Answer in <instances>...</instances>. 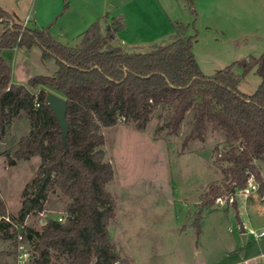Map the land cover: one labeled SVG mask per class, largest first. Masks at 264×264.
Listing matches in <instances>:
<instances>
[{"label":"trees","instance_id":"16d2710c","mask_svg":"<svg viewBox=\"0 0 264 264\" xmlns=\"http://www.w3.org/2000/svg\"><path fill=\"white\" fill-rule=\"evenodd\" d=\"M0 22L5 24L0 37V137L15 117L26 112L31 129L6 155L13 163L41 157L36 175L23 189L18 213L10 214L0 195V217L9 215L23 225L27 217L46 210L52 186L70 199L64 222L49 218L40 229L27 225L17 229L10 222L0 221L1 235L12 239L15 246L18 231L26 236L34 254L31 264H52L54 259L64 260L63 264L125 262L108 228L116 217V199L107 189L115 170L105 159L103 148V128L121 120L142 130L156 111L161 115L168 109L170 118L157 130L166 127L169 134L178 135L193 111L183 148L195 139L205 141L208 123L224 135L215 158L223 180L208 187L202 206H213L216 198L245 188L251 175L260 184L259 192L264 193L259 166L264 161V54L249 56L208 75L193 52V36L180 31L167 45L130 52L111 29L104 34L98 21L75 47L60 42L46 29L24 26L1 6ZM16 47L27 51L38 47L44 60L55 61L56 71L34 75L27 84L14 83L3 51ZM237 63L244 67L242 75L233 69ZM253 68L262 81L254 93L247 94L238 85ZM48 91L67 100V146L46 103ZM234 205L237 208V203ZM195 219L199 233L201 218Z\"/></svg>","mask_w":264,"mask_h":264},{"label":"rangeland","instance_id":"374dc122","mask_svg":"<svg viewBox=\"0 0 264 264\" xmlns=\"http://www.w3.org/2000/svg\"><path fill=\"white\" fill-rule=\"evenodd\" d=\"M203 1L161 0L160 6L156 4L153 8L144 4V10L138 12L136 9L127 20L133 26L126 30V38L144 39L146 42L139 43L136 52H146L156 44H169L178 34V28L183 35L193 36V52L207 74H214L249 56L264 54V16L259 9L253 6L248 10L250 6L242 5L239 27H234L229 6ZM24 2L0 0L10 7ZM13 18L18 21L15 15ZM169 24L179 27L169 30L172 27ZM4 30L5 24L0 22V37ZM67 43L75 47L78 40ZM4 57L11 63L17 79L48 75L55 66L53 59L45 61L42 58L38 47L26 53L22 49L9 50ZM233 69L239 75L244 73L241 64L237 63ZM255 70L253 68L242 77L238 85L242 92L252 94L259 87L262 77ZM159 112L154 113L151 122L142 130L123 120L103 128L105 159L115 170V177L107 183V189L116 199V217L108 228L116 251L125 259L124 263L116 264H237L243 258L264 252V237L256 240L249 235L246 242L242 237L243 223L256 229L264 227V193L259 189L249 196L236 191L234 202L226 196L224 204L216 198L213 206H202L208 187L223 180L221 168L215 161L216 147L224 144L223 132L214 130L208 123L205 141L195 139L183 148L182 142L191 129L189 120L193 111L188 113L178 135L169 134L166 127L157 130L171 114L168 109L161 115ZM29 129V116L22 112L0 137V195L13 215L21 207L23 189L36 175L41 157L13 163L6 152L16 149ZM259 166L264 177V161ZM69 201L52 186L45 214H32L26 225L40 229L49 218L61 215ZM198 217L201 218L199 233L194 225ZM2 233L0 264H15L16 246L12 239L3 238ZM63 263L64 260L54 259L52 264Z\"/></svg>","mask_w":264,"mask_h":264},{"label":"crops","instance_id":"0c3cea01","mask_svg":"<svg viewBox=\"0 0 264 264\" xmlns=\"http://www.w3.org/2000/svg\"><path fill=\"white\" fill-rule=\"evenodd\" d=\"M24 1L25 2L23 4H19V5L17 4V6L10 7L2 3H0V6L5 10H7L12 15V17L13 15H15V17L18 19L17 22L22 23L24 26H29L31 28H35L39 30L46 29L50 32V34L54 38L67 45H69L67 43L69 40H78L77 43L78 45L81 41L83 33L90 27L91 24L98 21L103 28L104 34H106L108 30L111 29L113 32L116 33L119 42L123 44L126 48H129L131 52H136V50H139L137 49L140 48L138 46H140L141 43H145L146 41L144 39L142 41H133L131 39L126 38V30L129 29L131 25L133 26L131 21H127V20L130 19V17H132L131 14H133V12H135L136 9L138 10V12L139 11L141 12V9L144 10V6H143L144 4H147L151 6V8H153L154 5L156 4L157 7L160 6V2H161V0H24ZM167 1L171 2L174 0H167ZM187 1H190L191 3L193 2V0H187ZM203 2L207 4H210L212 2H219L222 3V6L223 4H225V6L227 7L229 6L233 14L232 25L234 27L236 26L239 27V20L241 18L239 12L242 5H244V7L246 8L250 6L248 7L249 8L248 10H250V8L254 6L257 10L259 9L261 14L264 16V0H204ZM144 12L145 11H143V15ZM144 16H146V14ZM153 24L155 25V22H153ZM156 24L158 25V21L156 22ZM169 25L172 26L170 29L168 28L169 30L176 29V26L179 27L178 25H174V24L173 25L169 24ZM177 33H178V28H177ZM175 37H173V40L175 39ZM126 48L125 50H127ZM9 50L13 52L16 50H20V48L16 47L14 49L4 50L3 57H4V53ZM22 50L25 53L29 52L24 49ZM5 60L11 65V63L6 58ZM54 65L55 66L53 67L52 71H50L49 74H53L56 71L57 65L56 63ZM30 77L23 78L21 76L19 79H17L12 69V81L16 84H27ZM34 91H38V90L34 89ZM28 132L23 136L28 135Z\"/></svg>","mask_w":264,"mask_h":264},{"label":"built area","instance_id":"2783aa9c","mask_svg":"<svg viewBox=\"0 0 264 264\" xmlns=\"http://www.w3.org/2000/svg\"><path fill=\"white\" fill-rule=\"evenodd\" d=\"M36 106H39L38 102L36 103ZM258 189H259V183L255 179L254 175H251L248 179V185L245 188L239 189L237 191H239L240 193L246 196H249L251 193H253V191H257ZM235 195H236V192L234 194L227 195V198H229L231 202H234ZM223 197H226V196H220L217 198V200L220 201L222 204H224ZM45 212L46 211L43 210L39 212L38 214L44 215ZM66 218H67V212L64 211L61 215H59L55 219L61 222H64ZM1 220L10 222L12 226L17 229H19L20 226L23 228L24 226H26V221L23 225H20L16 221L12 220L9 215L0 217V221ZM243 228H244V231L242 233H246L247 236L251 235L253 239L259 240L264 237V227L260 229H256V228L250 227L246 223H243ZM16 240H17V246H16L17 253H16L15 264H31V262L34 259V254H33L32 247L29 241L26 239V236L20 231H18L16 233ZM183 264H187V263H183ZM237 264H264V252H261L259 255H256L255 257H252V258L251 257L243 258Z\"/></svg>","mask_w":264,"mask_h":264},{"label":"water","instance_id":"95a60500","mask_svg":"<svg viewBox=\"0 0 264 264\" xmlns=\"http://www.w3.org/2000/svg\"><path fill=\"white\" fill-rule=\"evenodd\" d=\"M46 103L51 108L57 118V121L62 129V139L64 145L67 146V136L69 132V122L67 119V100L53 91H48L46 95ZM242 237L243 240L246 242L247 234L242 233Z\"/></svg>","mask_w":264,"mask_h":264}]
</instances>
